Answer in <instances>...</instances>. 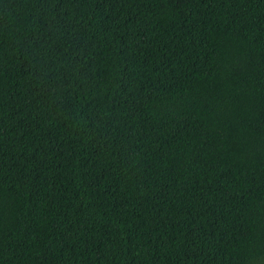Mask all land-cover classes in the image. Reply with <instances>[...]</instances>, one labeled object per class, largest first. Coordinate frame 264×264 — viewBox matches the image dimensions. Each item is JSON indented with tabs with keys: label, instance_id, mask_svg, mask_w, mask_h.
I'll return each instance as SVG.
<instances>
[{
	"label": "trees",
	"instance_id": "obj_1",
	"mask_svg": "<svg viewBox=\"0 0 264 264\" xmlns=\"http://www.w3.org/2000/svg\"><path fill=\"white\" fill-rule=\"evenodd\" d=\"M0 264H264V0H0Z\"/></svg>",
	"mask_w": 264,
	"mask_h": 264
}]
</instances>
